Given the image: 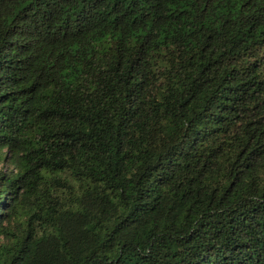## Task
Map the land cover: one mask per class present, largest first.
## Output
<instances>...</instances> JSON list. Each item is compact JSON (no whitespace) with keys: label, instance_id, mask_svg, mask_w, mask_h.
<instances>
[{"label":"trees","instance_id":"obj_1","mask_svg":"<svg viewBox=\"0 0 264 264\" xmlns=\"http://www.w3.org/2000/svg\"><path fill=\"white\" fill-rule=\"evenodd\" d=\"M0 264H264V0H0Z\"/></svg>","mask_w":264,"mask_h":264}]
</instances>
